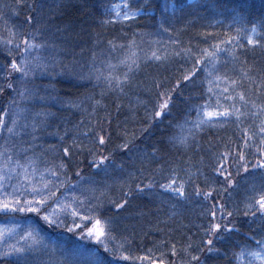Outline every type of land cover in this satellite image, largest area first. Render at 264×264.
<instances>
[{"label": "snow or ice", "instance_id": "6c2138e0", "mask_svg": "<svg viewBox=\"0 0 264 264\" xmlns=\"http://www.w3.org/2000/svg\"><path fill=\"white\" fill-rule=\"evenodd\" d=\"M94 7L0 0V264H264V6L111 0L99 17ZM73 35L91 47L77 53ZM65 76L90 90L61 98ZM56 105L80 119L50 130ZM164 120L167 135L149 142ZM145 196L160 205L151 246L120 228ZM189 207L197 219L185 222ZM33 217L85 243L65 252Z\"/></svg>", "mask_w": 264, "mask_h": 264}, {"label": "trees", "instance_id": "16d2710c", "mask_svg": "<svg viewBox=\"0 0 264 264\" xmlns=\"http://www.w3.org/2000/svg\"><path fill=\"white\" fill-rule=\"evenodd\" d=\"M111 0H92V3L95 5L93 9V15L99 17L102 13L103 9L101 7L104 3H110ZM252 8L255 12H258L262 6H264V0H251ZM76 19V14L72 13L69 16L65 17L64 22H70L72 20ZM16 23H20L23 20V16L19 18H14ZM143 22L139 25V27H143ZM120 26H116V32H113L111 29H109V35H116L119 33ZM75 31H79V29H75ZM127 31L130 33L131 29H127ZM187 37L185 36V39ZM87 42V43H86ZM70 43L75 47V51L77 53L80 52L81 47L90 48L91 47V41L88 36H84L83 39L80 37H76L73 35L70 37ZM91 53L89 51H85L83 58L79 55L76 56L77 60H82V62L87 63L88 58L90 57ZM256 56L258 59H260L259 51H257ZM71 59V57H69ZM151 71V70H150ZM58 83H56V89H57V95H59L63 99L68 98H75L82 96L83 94H86L91 86L89 85L88 88L85 87H73L74 84L77 83V81L72 80L70 77H57ZM37 83L43 86L47 83V78H38ZM5 98H0V103H5ZM179 103V100L177 101ZM59 105H56L51 110L54 112H57L58 119L54 121L52 124V127L50 130H55V125L60 122L61 119H63L65 116H67L73 123L78 121L80 119V114L77 112H69L67 109H61ZM140 115L142 116L143 113L141 112ZM123 117H121L122 119ZM169 119H172V117H169ZM62 127V126H61ZM168 132V120H164V123L159 125L158 128H156L153 132V135L149 138V142H154L157 140H160L162 136H166ZM215 132H212L211 135L215 136ZM43 139L45 141L49 142H55V138L48 136L47 133H42ZM140 143V141H137ZM137 204L141 208H143V211L146 213H150L149 215H145L143 218L137 215ZM144 205H147V207H144ZM160 207L158 203H154L148 199V197H142L139 198L136 202H134L133 206L129 209L127 213L124 214L123 217H121L120 220V228L123 229L125 226L128 227L129 231L134 227L137 232V243L140 242V236L144 233H147L146 236L143 237L144 244L147 246H151L152 242L156 239H159L160 233L156 231V208ZM166 207V206H165ZM198 211V210H197ZM163 216V213L161 214ZM36 224L39 225L41 229H43V232L47 234V239L51 244H55L57 247L63 246V249L65 252H71L73 250V247L75 244H82L85 243L83 240H78L76 235H73L72 233L67 232L63 229H54L49 228L46 224L43 222H40L38 218H36ZM197 217L193 213L192 208L189 207L186 215H185V222L188 220H196ZM241 220L244 218L241 217ZM24 222V221H23ZM0 223L4 224L6 221L3 219H0ZM26 223V222H25ZM173 227L176 225L173 224ZM246 227V226H245ZM253 227H256L254 225ZM80 230H77L79 232ZM88 246L94 247V245L89 244ZM110 259V258H109ZM211 264V262H210Z\"/></svg>", "mask_w": 264, "mask_h": 264}, {"label": "rangeland", "instance_id": "374dc122", "mask_svg": "<svg viewBox=\"0 0 264 264\" xmlns=\"http://www.w3.org/2000/svg\"><path fill=\"white\" fill-rule=\"evenodd\" d=\"M36 218H38V217H36ZM33 219L36 221L35 217H33ZM40 222H42V221H40ZM21 223H22V226H26V223L25 222L22 221ZM0 225H3V224L0 223Z\"/></svg>", "mask_w": 264, "mask_h": 264}]
</instances>
